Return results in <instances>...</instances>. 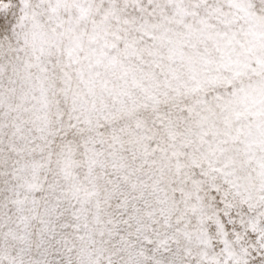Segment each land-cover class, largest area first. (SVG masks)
Returning a JSON list of instances; mask_svg holds the SVG:
<instances>
[{"label":"snow or ice","instance_id":"1","mask_svg":"<svg viewBox=\"0 0 264 264\" xmlns=\"http://www.w3.org/2000/svg\"><path fill=\"white\" fill-rule=\"evenodd\" d=\"M0 264H264V0H0Z\"/></svg>","mask_w":264,"mask_h":264}]
</instances>
